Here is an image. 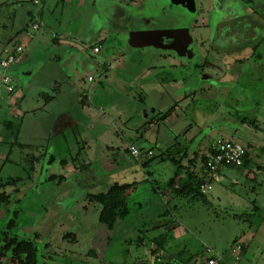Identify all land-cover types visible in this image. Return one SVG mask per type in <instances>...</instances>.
<instances>
[{"label": "rangeland", "instance_id": "374dc122", "mask_svg": "<svg viewBox=\"0 0 264 264\" xmlns=\"http://www.w3.org/2000/svg\"><path fill=\"white\" fill-rule=\"evenodd\" d=\"M195 2L192 13L183 2L171 0H40L39 4L35 0H0V50L4 43H10V49L17 44L25 47L23 63L8 71L15 92L10 95L5 87L0 89L3 104L22 91L18 109L24 111L25 128L38 121L39 133L48 131L44 120L50 115L68 111L84 124L72 125L64 138L54 137L52 143L68 141L72 151L86 141L93 149L92 166L81 158L73 161L71 154L70 164L85 168H78L59 186L52 180L47 187L42 184L32 189L14 209L12 232L35 241V264H169L187 259L196 263L207 255L228 257L238 242L247 246L243 264H264V61L253 46L225 51L222 59L224 49L258 43L264 24L255 23L261 22L254 12L259 7L245 0ZM258 13L264 16V9ZM211 14L208 28L205 25ZM42 21L45 26L33 38L25 37L24 32L15 36L23 22ZM190 25L196 51L190 63L207 60L219 65L224 71L219 76L211 66L205 69L217 76L213 81L203 82L200 72L186 61L189 58L184 60L152 43L141 47L135 43L136 33L143 30ZM8 37L12 40L7 43ZM95 46L100 52H94ZM259 49L264 54V42ZM57 57L60 59L47 68L49 58ZM240 68L241 76L237 75ZM208 83L215 87H199ZM45 94L54 97L47 107ZM169 105L176 106L177 114L171 122L180 119L200 125L189 133V138L195 137L189 143L191 151L227 138L241 143L247 159L250 157L248 167H220L209 180L213 189L204 193V200L173 197L180 183L171 186L165 197L154 191L155 186L163 188L171 178L178 179L177 167L170 160H161V146L153 143L159 131L171 127L161 123ZM161 108L166 111L157 113ZM104 133L124 143L110 142L115 149L107 150ZM126 143H137L144 151L151 149L155 156L146 168L149 178L144 171L128 176L141 179L129 197L131 213L109 229L99 222L100 204L90 202L88 194L106 192L127 177L121 171L96 167ZM182 154L175 158L179 160ZM146 158L139 160L141 165ZM196 160L197 167L202 166L201 159ZM51 168L56 175L57 161ZM245 168L250 175L243 173ZM20 176L26 175L21 172ZM0 179V186L19 183ZM29 224L38 225L36 232L23 230ZM6 225L0 226L1 238ZM3 260L15 264L10 254Z\"/></svg>", "mask_w": 264, "mask_h": 264}, {"label": "crops", "instance_id": "0c3cea01", "mask_svg": "<svg viewBox=\"0 0 264 264\" xmlns=\"http://www.w3.org/2000/svg\"><path fill=\"white\" fill-rule=\"evenodd\" d=\"M138 6H140V4ZM29 25L30 23L23 22V26L15 36H17L21 32H24L26 28L29 27ZM7 39V43L12 40L11 37H8ZM30 39H27V45L29 44ZM9 44L10 43H4L1 45L0 52L2 53V56L4 55L5 49H10ZM24 53L22 55L21 62L16 65L17 67L23 63ZM2 56L0 57V59L2 58ZM59 59L60 57L53 59L49 58L48 61L50 63H46L47 68L53 65V61H58ZM0 72L2 73L1 69ZM21 92L22 91H17L16 94H14V97L9 99V102H6V104H3V102H5V99H2L0 97V178L3 177L6 182H10L11 179L17 180L19 182L17 185L2 184V186H0V192H5V194L8 196L5 201H0V226L6 224V222L13 215H15V213H17V210L14 209L16 208V206H18L22 199H25L27 197L28 193L31 192L32 189H39L42 187V184H46L45 187H47V184H51L52 180H56L57 185L59 186L62 183L66 182V180H68L72 173H75L79 170L78 168L80 166V163H77V165L75 162L73 163V165L70 164L69 158L71 154L73 156L72 158H76L78 156V158H81L86 164H90V166H92L93 164L90 159L93 149L91 145H89V143H87L86 141H81L80 143H78L76 146L77 149H72V151L70 149V144L68 143V141H66V143H52L54 137L59 138L60 136H62L64 138L65 132L68 131L69 128H73L72 125L78 126L83 125L84 123L77 118L71 117L68 111H65L61 114H58V116L52 114L50 115V117L44 120L46 124L45 126H49L48 131L46 130L45 133H39L40 125L38 124V121L34 124L32 128L27 129L25 128V119L23 118L24 111L22 112L18 109L20 107L19 101L24 97ZM162 97L164 96L162 95ZM179 97L180 96L178 95L177 98ZM53 98L54 97L51 96L49 100H47L48 103L45 104L44 107L49 106ZM176 102L177 100L173 101V104H176ZM172 105L168 106L169 113L164 116L165 118L161 122L162 124L168 122V125L171 127H169L168 129L164 128V130L159 131L157 135L158 137L153 143L159 144L161 146V152L165 153L166 155L175 157L176 154L179 155L180 153H183L180 156L181 158L179 160L177 159V161L181 163L180 165L182 167H180V169L179 167L178 169L176 168L175 176L178 179L174 178L172 184H170L169 181L168 186H164L163 188L160 186H155L156 191H154L157 193L158 196L162 195V197L169 195V191H171V186L176 187L177 184L180 183L181 180L185 177L188 169L196 173L200 172L199 170L201 169V165L200 167H197L199 166V163L195 157L197 154L207 155L213 144L210 143L208 146L199 145L196 149L191 151L189 149V143L194 141L195 137L189 138V133L192 130L193 126H197L199 128L200 125L198 123L193 124L188 121L181 123L180 119L177 122H171L172 120L170 121V118L177 116L175 109L176 106L173 107ZM44 107L43 109L46 110ZM164 110L165 108L158 109L157 113L161 114ZM47 114L49 115V113ZM7 121H11V127H7ZM146 122L147 120L145 121V123ZM104 134L106 135L107 140V150L111 151V149H113L112 151H114L115 149V146H113L110 142H114L116 144L124 143L123 139H120L119 137H108L107 133ZM168 134H170V136H168ZM184 139L189 140L184 143ZM148 141H150V139H148ZM130 144L137 143H126L124 145V148L118 149L117 152L115 151L116 153L114 154V156H107L96 163V167H99L102 170L104 169L107 172L121 171L128 174L122 182L115 183L138 184L139 180L141 179L135 180L133 179V177H131L133 176L132 173H139L138 171H144L145 175H147L148 178L150 177V171L146 169L147 167L144 168L140 164V161L132 157L127 151V147ZM193 159H195L194 162ZM55 161H57L59 168L57 174L53 175V173H51L52 168L50 169V167H52ZM250 162L251 161L249 157L248 164L246 165L247 167ZM46 165L51 166L45 167ZM136 165H139L140 168ZM21 168L24 171H21ZM258 168L259 166L257 167V169ZM49 171L50 174L48 173ZM21 172H24L26 176L21 177ZM243 173L247 176L250 175V172L246 168L243 170ZM130 174L131 176L128 177ZM136 189L134 190V188H132V194L136 192ZM172 196L174 197L173 194ZM37 229V224H29V226L23 228L25 232H29L30 230V232L32 231L33 233L36 232ZM246 247L247 246H245L244 251H246ZM169 264H194V262L187 259V262L175 261Z\"/></svg>", "mask_w": 264, "mask_h": 264}, {"label": "trees", "instance_id": "16d2710c", "mask_svg": "<svg viewBox=\"0 0 264 264\" xmlns=\"http://www.w3.org/2000/svg\"><path fill=\"white\" fill-rule=\"evenodd\" d=\"M3 4H0V7ZM51 96L45 94L46 101L49 100ZM7 127H11V121H7ZM161 160H170L177 169L182 167L179 161L174 156L166 155L161 152L159 154ZM195 158H200L202 166L200 172H194L188 169L185 177L180 182V187L174 189L175 197H188L191 200H204V193L200 190V187L206 181L211 179L210 172L207 168V155H196ZM78 159V156L77 158ZM154 159H148L144 162L143 167H147ZM195 159H193L194 162ZM248 164L247 154H245V165ZM81 169L85 168L81 164ZM15 182L16 180L11 179L10 182ZM174 178L170 180L172 184ZM137 183L132 184H120L114 183L106 192H100L96 194H88V200L90 202H96L100 204L101 209L99 213V222L107 228L112 229L118 219H125L131 213V206L129 203V197L132 194V188L134 190L137 187ZM156 188L154 187V190ZM156 191V190H155ZM8 196L5 192H0V201H5ZM138 206L142 204L137 203ZM259 207H255L258 210ZM16 222L12 217L7 221L6 230L2 232V238L0 237V264H5L3 260L10 254V260L15 264H35L37 262V245L35 241L31 239H24L18 237L16 233L12 230L15 228ZM37 236V234H35ZM245 248L243 247V252ZM145 264V263H141Z\"/></svg>", "mask_w": 264, "mask_h": 264}, {"label": "built area", "instance_id": "2783aa9c", "mask_svg": "<svg viewBox=\"0 0 264 264\" xmlns=\"http://www.w3.org/2000/svg\"><path fill=\"white\" fill-rule=\"evenodd\" d=\"M35 3L38 4L39 0H35ZM43 26V22L31 23L24 31L25 37L32 38ZM24 50L25 47L23 45L17 44L12 49H5L4 55L0 59V68L2 70L0 88L5 87L9 94L15 92V86L13 85V80L8 71L21 62ZM97 51L98 48H94V52ZM129 151L132 156L138 160H141L152 153L151 151L144 152L136 145L129 146ZM245 153V148L239 142L227 138L218 139L212 144L207 154L206 165L210 172V177L215 178L216 173L222 166L242 167L244 165ZM212 189L213 187L210 181H206L200 187V190L203 193ZM207 252L210 253L211 250L207 249ZM242 254L243 244L238 242L234 245L228 257L221 255H207L194 264H243ZM152 264L157 263L154 262Z\"/></svg>", "mask_w": 264, "mask_h": 264}, {"label": "flooded vegetation", "instance_id": "af4514ba", "mask_svg": "<svg viewBox=\"0 0 264 264\" xmlns=\"http://www.w3.org/2000/svg\"><path fill=\"white\" fill-rule=\"evenodd\" d=\"M196 0H194V2H195ZM248 4H254L255 6L257 5L258 7H259V10L258 9H255V13L256 14H258V18H260V24L259 23H257V22H255L256 24H258V25H261V24H264V16L263 15H260L258 12L259 11H261L262 9H264V1H262V2H259V4L257 3V0H254V2H253V0H245ZM179 2H182V1H179ZM184 4H186L187 6H188V3L187 2H183ZM189 7V6H188ZM195 7H196V2H195ZM195 7L193 8V9H191V8H189V9H191L192 10V13L195 11L194 9H195ZM211 17H208V22H207V24L205 25L206 27H208V28H210L211 27V25H212V14L210 15ZM204 26V27H205ZM174 29H188V33L187 32H185V31H183L182 33H180V34H178V35H175L174 37H171V38H169V37H164L163 38V42L165 43V44H171L172 42H174L175 41V46H176V48H177V50H174V49H164V50H172L175 54L174 55H178V56H180L181 58H183L184 60L185 59H188V60H186L188 63H190V58L193 60L194 58L193 57H195V55H196V51H195V49L193 48V45H194V42H195V38H194V36H193V34L191 33V29H192V26L190 25V26H182V27H179V28H174ZM147 30H150V29H147ZM253 33H255V32H253ZM260 39H259V42L257 43V42H255L254 44L253 43H245V44H240L239 46H237V47H235V48H229V49H224L223 50V56H222V59L224 58V52L225 51H230V50H241L243 47H247V46H253V49L255 50V52L256 51H258L257 53H258V56H259V58H260V60H261V62L262 61H264V54H261V51H260V46L262 45V42H264V33L263 34H261V36L259 37ZM94 48H98V51H97V53L100 51V48L98 47V46H95ZM162 49V48H161ZM94 50V49H93ZM221 62H222V60H221ZM260 62V61H259ZM260 62V63H261ZM191 64V63H190ZM192 65V67L194 68V70L195 71H197V72H200V78H202V80H203V82H207V80L209 81V80H212L213 81V79L214 78H216V77H213V75L212 74H210L209 72H207L205 69L206 68H209L210 66H211V68H213L214 69V71L218 74V76L219 75H222L223 73H224V71L221 69V67H219V65H216V64H210V63H208V61L207 60H205V61H201V62H194V63H192L191 64ZM242 68V67H241ZM240 68V70H239V72H238V74L237 75H239V76H241V75H243V72L241 71L242 69ZM212 69V70H213ZM242 72V73H241ZM217 79V78H216ZM220 80L218 79V82H219ZM221 82V81H220ZM225 83V82H224ZM194 83H190V86L191 85H193ZM208 85H210V86H214L215 87V85L214 84H212V83H208V84H204V85H199V87H205V86H208ZM209 87V86H208ZM235 141V140H234ZM238 142V141H237ZM241 144V143H240ZM131 145H136V146H138L142 151H144L143 150V148L142 147H140L139 145H137V144H130L129 146H131ZM242 145V144H241ZM129 146L127 147V151L129 152V154L132 156V154L130 153V151H129ZM243 146V145H242ZM244 147V146H243ZM245 148V147H244ZM246 150V149H245ZM148 151H151L152 153L150 154V155H148L147 156V158H146V161L148 160V159H152V158H154V153H153V150H151V149H149V150H147V151H144V152H148ZM246 154V153H245ZM132 157H134V156H132ZM77 158V157H76ZM76 158H74V159H72L73 161H78L80 158H78V159H76ZM135 158V157H134ZM136 159V158H135ZM138 160V159H137ZM145 161V160H144ZM244 164H245V159H244ZM86 165V164H85ZM143 166V165H142ZM244 166V165H243ZM242 166V167H243ZM81 164H80V166H79V169L81 170ZM148 167V166H147ZM144 168H146V167H144Z\"/></svg>", "mask_w": 264, "mask_h": 264}, {"label": "water", "instance_id": "95a60500", "mask_svg": "<svg viewBox=\"0 0 264 264\" xmlns=\"http://www.w3.org/2000/svg\"><path fill=\"white\" fill-rule=\"evenodd\" d=\"M187 2L189 8L193 9L195 7L194 0H171V2ZM183 31L188 33V29H153V30H143L141 32H137L135 36L136 45L141 47L144 43H152L154 46L162 48V49H174L177 50L175 46V41L171 44H165L163 42L164 37H174L182 33ZM134 43V44H135Z\"/></svg>", "mask_w": 264, "mask_h": 264}]
</instances>
